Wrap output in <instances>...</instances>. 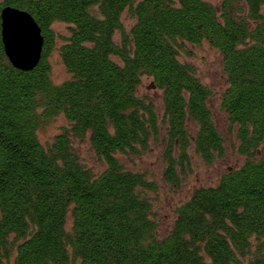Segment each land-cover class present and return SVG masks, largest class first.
I'll return each mask as SVG.
<instances>
[{
    "label": "trees",
    "instance_id": "16d2710c",
    "mask_svg": "<svg viewBox=\"0 0 264 264\" xmlns=\"http://www.w3.org/2000/svg\"><path fill=\"white\" fill-rule=\"evenodd\" d=\"M263 4L1 0L0 12L31 14L43 46L37 65L22 71L0 33V264H264ZM125 11L134 20L128 31ZM55 22L67 25L57 47ZM203 42L221 56L220 110L236 125L244 161L216 185L195 188L160 235L148 195L155 183L119 156L161 142L171 185L190 169L191 150L206 164L224 156L208 104L213 91L179 59L190 54L186 44ZM55 47L69 75L60 83L48 60ZM143 76L160 91V114L138 94ZM58 115L69 126L44 145L37 132ZM75 140L89 142L101 172L82 163Z\"/></svg>",
    "mask_w": 264,
    "mask_h": 264
},
{
    "label": "rangeland",
    "instance_id": "374dc122",
    "mask_svg": "<svg viewBox=\"0 0 264 264\" xmlns=\"http://www.w3.org/2000/svg\"><path fill=\"white\" fill-rule=\"evenodd\" d=\"M1 1V0H0ZM214 6H218L222 0H207ZM264 15V4L261 7ZM123 27L126 31L130 29L134 20L125 12L121 16ZM52 29L56 35V47L61 43L62 36L67 34L65 23L55 22ZM119 33L115 34L116 42H119ZM54 48L48 60L51 65V78L53 82L60 83L66 80L69 75L61 62L57 48ZM190 52L189 55L181 53L179 59L192 65L199 79L212 89L213 95L208 104L211 109L213 119L218 130L225 141L224 156L217 158L213 163L206 164L200 157L190 151V169H187L184 176L180 177L178 185H171L163 176V144L151 141L148 151L140 155L119 156L121 164L129 170L145 173L146 178L153 181L156 188L148 191L152 205V214L158 222V233L163 235L169 231L175 218V208L186 201L195 188L201 186H214L218 183L220 176L229 168L237 167L244 161L243 156L236 150L237 141L235 139L236 125H231L226 115L220 110V96L227 86V80L222 68L221 56L219 52L208 43L200 45H185ZM148 77H141L138 86V94L150 98L156 105V110L161 112L160 91L150 87ZM69 123L63 115L52 118L47 124L38 130L40 141L46 145L53 140V137L61 132L62 127H68ZM163 134V132L161 133ZM162 136V135H161ZM73 150L78 155L82 163L91 168L94 173H99L105 168V164L95 155L87 140L73 142ZM70 217L67 225H69ZM70 264H80L78 260H72Z\"/></svg>",
    "mask_w": 264,
    "mask_h": 264
},
{
    "label": "water",
    "instance_id": "95a60500",
    "mask_svg": "<svg viewBox=\"0 0 264 264\" xmlns=\"http://www.w3.org/2000/svg\"><path fill=\"white\" fill-rule=\"evenodd\" d=\"M1 41L11 65L22 71L33 69L43 46L41 29L30 13L13 6L0 12Z\"/></svg>",
    "mask_w": 264,
    "mask_h": 264
}]
</instances>
